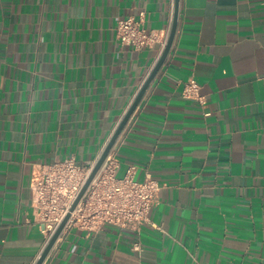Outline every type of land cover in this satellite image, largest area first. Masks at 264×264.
Masks as SVG:
<instances>
[{
    "label": "crops",
    "instance_id": "0c3cea01",
    "mask_svg": "<svg viewBox=\"0 0 264 264\" xmlns=\"http://www.w3.org/2000/svg\"><path fill=\"white\" fill-rule=\"evenodd\" d=\"M174 8L0 0V264L45 247L32 172L94 165L162 51L120 44L118 21L164 32ZM190 77L205 104L183 97ZM112 148L116 177L134 166L158 183L151 224L69 227L42 264H264V0H178L169 52Z\"/></svg>",
    "mask_w": 264,
    "mask_h": 264
},
{
    "label": "built area",
    "instance_id": "2783aa9c",
    "mask_svg": "<svg viewBox=\"0 0 264 264\" xmlns=\"http://www.w3.org/2000/svg\"><path fill=\"white\" fill-rule=\"evenodd\" d=\"M169 32H146L141 19L132 17L121 19L116 25L120 44L135 49L151 47L157 41L162 42L164 48ZM182 95L205 104L199 94V85L192 77L183 82ZM92 166L80 165L68 156L40 164L32 172L29 186L31 207L45 245L67 214L69 217L61 232L69 227L96 231L106 224L138 231L142 225L151 224L148 214L157 202L159 185L149 176L136 181L134 166H130L123 176L116 177L117 160L113 148L70 211ZM132 248L138 250V242H134Z\"/></svg>",
    "mask_w": 264,
    "mask_h": 264
},
{
    "label": "water",
    "instance_id": "95a60500",
    "mask_svg": "<svg viewBox=\"0 0 264 264\" xmlns=\"http://www.w3.org/2000/svg\"><path fill=\"white\" fill-rule=\"evenodd\" d=\"M177 14H178V0H175V8H174V14H173V21H172V25L170 28V32L166 41V44L163 48V50L161 51L156 63L154 64L153 68L151 69V71L149 72L148 76L146 77V79L144 80V82L142 83V85L140 86L138 92L136 93L133 101L131 102L129 108L127 109V111L125 112L124 116L122 117V119L120 120L119 124L117 125V127L115 128L114 132L112 133L111 137L109 138L107 144L105 145L102 153L100 154L99 158L96 160V162L94 163V165L92 166V169L84 183V185L82 186L77 198L75 199V201L73 202L70 211L73 210V208L75 207L76 203L78 202V200L80 199V197L83 195V193L85 192L87 186L89 185V183L91 182V180L93 179V177L95 176V174L97 173V171L99 170L101 164L103 163L105 157L107 156V154L109 153V151L111 150V148L113 147L114 143L116 142L118 136L120 135L121 131L123 130L125 124L127 123L129 117L131 116V114L133 113V111L135 110V108L137 107L140 99L142 98L146 88L148 87V85L150 84V82L152 81V79L154 78L155 74L157 73V71L159 70V68L161 67L163 61L165 60L169 49L171 47L175 32H176V27H177ZM69 217V214H67L65 216V218L62 220V222L60 223V225L58 226L57 230L55 231V233L53 234V236L50 238V240L48 241V243L45 245V247L43 248L41 254L39 255L38 259L36 260L35 264H42L45 257L47 256L49 250L51 249V247L53 246L54 242L56 241V239L58 238L59 234L61 233L67 219Z\"/></svg>",
    "mask_w": 264,
    "mask_h": 264
}]
</instances>
